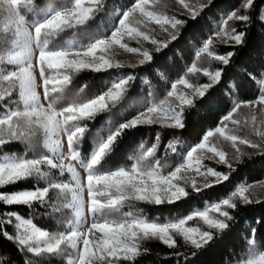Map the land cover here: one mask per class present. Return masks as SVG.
<instances>
[{"label": "snow or ice", "instance_id": "obj_1", "mask_svg": "<svg viewBox=\"0 0 264 264\" xmlns=\"http://www.w3.org/2000/svg\"><path fill=\"white\" fill-rule=\"evenodd\" d=\"M158 0H134V3L123 12L117 28L107 38L98 39L83 48L65 47L54 49L49 47V39L60 31L85 24L94 11L101 6L100 0H91L90 5L85 7L83 0H75L74 6L65 10H58L42 23L32 27L26 23L25 16L21 14L20 7L23 0H0V101L5 97L11 98L18 94L20 106L8 108L0 114V146L11 142H22L26 145L45 146L52 153L51 156L39 155L33 158L20 157L8 162H0V186L16 183L29 177H37L46 180V186L31 190H23L18 193H0V201L5 204H25L31 206L39 202L45 208H51L54 213L65 215L68 212L72 218L68 220L66 229L62 232L49 233L41 230L35 224L21 221L15 213H5L12 223L11 217L20 221L17 225L23 231L15 237L20 245H27L28 251L34 255L45 254L53 257H69V264H121V261L131 260L138 254L139 241L156 239L168 248H175V237L183 238L184 244L190 246L192 257L197 252L207 247L215 238L214 232L202 231L198 227L186 226L188 221L198 217L207 224L209 229L223 232L229 227L228 221L233 217L229 211L223 210L222 205L229 209L238 207L236 198L244 204L260 203L249 198L248 186H241L231 193V197L214 204L211 211L219 213L220 218L209 216V210L196 211L186 218L177 219L175 222H150L142 215H133L131 212H121L125 204L131 201L145 202L152 205L174 204L182 198H186L189 192L181 186V181L187 185L190 181L191 188L200 192L203 188L211 187L197 184L194 178L187 173L194 171L198 175H211L217 181H227L229 176L214 171L211 168L201 172V158L194 153H213L219 158V162L233 169V159L238 160L245 155L238 145H247L251 148L264 149V142H257L248 138H241L228 130V125L239 126L241 121L236 118L242 106L251 107L255 104H264V95L258 100L233 103L231 109L222 117L220 126L214 131L209 130L203 136L201 142L196 144L187 153L182 164L176 166L167 175L160 172L158 159L149 161L154 157L155 149H148L143 155L136 158L130 167H120L116 170L101 172L97 165L103 156L111 150V146L119 137L123 129L133 128L138 125L165 123L174 121V127L182 129L183 106L191 105L193 101L187 96L178 95L179 104L171 110L153 105L147 107L146 112H141L131 121L120 127L108 136L87 163L80 160V152L77 145L82 139L85 128L81 122L90 119L95 114L108 108V101L117 102L124 92L125 85L132 77L121 79L115 83L103 95L97 96L87 102L71 103L67 106H58L65 87L70 83L72 74L82 69H92L99 72L104 69L119 68L120 64H113L106 58V53L114 50L117 46L131 53H139L144 59L141 64L151 61L152 56L146 50L129 47L124 37L144 36L145 33L138 30V25L154 22L165 30L170 26L177 32L184 25L181 19L170 18L158 14L155 3ZM185 8L189 9L193 20L197 16L190 5L180 0ZM31 3V0H29ZM93 5L95 7H93ZM245 8L253 7V0H246ZM241 22H249V15L232 12L228 18ZM259 19L264 20V16ZM225 35L236 46L243 47L246 43V32H226ZM176 39V35H172ZM154 44L156 40L152 41ZM167 47V44L162 45ZM160 48H157L159 51ZM235 51H229L226 55L215 58L228 65L230 58L235 56ZM189 71H196L195 67ZM38 73V77H37ZM205 75L211 81L218 84L221 82L222 72H208ZM250 77L252 73H248ZM180 84L188 85L187 80H180ZM213 85L204 84L195 89L199 97H204L207 90ZM43 88V100L38 89ZM232 87L242 88L239 82ZM169 97L177 95L176 84L172 85ZM2 106V105H0ZM160 117V119H157ZM254 134L264 141V121L257 126V116H251ZM247 123V121H245ZM219 135L225 140L232 142L237 157L229 158L227 154L209 142L210 138ZM66 137V147L64 138ZM171 151L175 150L173 144H169ZM67 161V163H66ZM75 162V163H73ZM79 169H83L86 175L82 176ZM56 169L58 174L52 175ZM69 176L65 180L63 177ZM50 190H56L61 198L60 204H51L46 201ZM62 205V206H61ZM255 232V229L252 230ZM7 239L13 240V236L4 232ZM251 243V242H250ZM247 264H264V254L248 260Z\"/></svg>", "mask_w": 264, "mask_h": 264}, {"label": "trees", "instance_id": "obj_2", "mask_svg": "<svg viewBox=\"0 0 264 264\" xmlns=\"http://www.w3.org/2000/svg\"><path fill=\"white\" fill-rule=\"evenodd\" d=\"M246 0H212L203 7L193 20L192 16L178 14L185 21L176 39L159 51H152L151 61L138 65H122L119 68L104 69L96 72L92 69H82L72 74L70 83L65 87L58 106L71 103L87 102L104 94L121 79L132 80L125 85L120 99L108 108L95 114L90 119L81 122L85 128L82 139L77 145L80 160L87 163L93 153L104 143L108 136L115 132L120 125L134 119L149 105L164 100L172 85L185 75L197 57L204 42L216 31L232 12L249 15V22L234 20L232 27L236 31L246 32V43L243 47L235 44H218L216 53L226 55L235 51L228 65L215 62L222 72L221 82L213 84L204 97H195L193 103L184 107L182 122L184 128L179 129L164 123L144 124L133 128L123 129L119 137L100 160L97 168L101 172L116 170L120 167H130L136 158L148 149H155L154 157L158 159L160 172L167 174L180 164L190 149L202 141L209 130L220 125L222 117L231 109L234 102L241 103L255 100L259 96L258 79L264 71V0H253V7L245 8ZM134 0H100V5L83 25L66 28L49 39V47L58 49L66 44L85 47L91 42L107 35L116 25L121 11L129 8ZM75 0H23L20 7L25 19L35 25L42 23L58 10L74 6ZM248 73H252L250 77ZM239 82L242 88L232 85ZM20 103L18 94L11 98L5 97L0 101V114L8 108H15ZM239 125L237 131L248 139L258 137L248 125ZM175 150L168 148L169 144ZM45 148L26 145L22 142H11L0 146V159L8 156L33 158L44 155ZM206 165L216 171L227 174L229 179L211 187L195 192L187 189L189 195L174 204L152 205L145 202L131 201L121 209V212H131L142 215L150 222H173L186 218L198 210H206L223 199L231 197L238 186L264 180V151L245 154L233 162L230 170L226 164L206 160ZM58 172L52 170L55 176ZM46 186V180L37 177L22 179L16 183L0 186V193H17ZM51 204H60L56 190H50ZM260 203L244 204L236 200L238 207L229 209L233 217L228 221L229 227L223 232L212 230L215 238L196 256L194 251L184 244L182 237H177V246L168 248L161 241L146 239L139 241L138 254L121 264H237L247 258L252 252L264 251V199ZM62 206V205H61ZM5 213H15L25 219L32 220L36 226L49 233L62 232L68 227L67 222L72 218L68 212L65 215L54 213L51 208H45L39 202L31 206L25 204H5L0 201V264H69L70 258L53 257L45 254L39 256L28 251L24 245L18 244L16 219L11 217L8 223ZM255 229V232L252 230ZM7 232L13 240L4 235ZM251 242V243H250Z\"/></svg>", "mask_w": 264, "mask_h": 264}, {"label": "rangeland", "instance_id": "obj_3", "mask_svg": "<svg viewBox=\"0 0 264 264\" xmlns=\"http://www.w3.org/2000/svg\"><path fill=\"white\" fill-rule=\"evenodd\" d=\"M211 1L212 0H184V3L190 5L198 13L203 7L208 5ZM90 2H91V0H83V5L85 7H88L90 5ZM93 7H95V6L93 5ZM155 7L158 10V14L164 15V16H167L170 18L179 19L178 14H180V15L184 14V15L191 16L189 9L185 8L184 4H182L180 2V0H158V2L155 3ZM127 9L128 8H126L120 12V14L118 15V20H117L115 27L107 35H105L101 38H98V39L107 38L111 35V33L117 28L123 12ZM227 18L224 19L222 24L204 42L203 46L199 49L196 59L194 60V62L189 67V69L195 67L196 71L190 72L188 69V71L185 75L181 76L180 78H178L175 81V83H174V84H176L175 92L177 95H174L172 97H169L167 95V97L164 100L160 101L157 104H151L149 106L156 105V106H159L163 109L171 110L172 108H176L177 105L179 104L178 95L183 94L193 101V99L198 96L195 92L196 88L202 87L204 84H209V83H211L212 85L215 84L214 82L211 81V78L209 76L205 75V70H207L208 72L220 71L215 66V62H222V61H219L215 58L216 56H219V54H217L215 51L216 45H218V44H234L233 41L228 39V37L225 35V33L231 32L234 29L232 27V22L235 19L229 20ZM2 19H3V17L0 16V20H2ZM26 23L31 25L32 27L36 26L35 24H33L27 20H26ZM0 27H2V25H0ZM138 30L142 33H145L148 36V39H145L144 36H135L132 38L125 36L123 42H125L129 47L139 48L141 50H146L150 53V55H151L152 51H157L158 47L160 48V50L163 49L164 47L162 45L168 44L169 42H171L173 40L172 35L173 34L177 35L179 32V31L177 32L175 29H172L170 26H168V29L165 30L160 25H157L154 22H148L145 24H140V25H138ZM153 40H156L157 43L154 44L152 42ZM95 41H93L91 43H94ZM65 47H73V48H77V49L83 48V47L74 46V45H72V43L66 44L61 48H65ZM106 58L109 59L113 64L118 63L120 65H138V64H141L140 61L142 59H144L142 57V55H140L139 53H131V52L126 51L125 49L119 48L118 46L114 50L106 53ZM146 61L147 60H145V62ZM37 77H38V73H37ZM38 79H39V77H38ZM180 80H187L188 85L180 84L179 83ZM258 84H259V96L264 95V71L261 74L260 78L258 79ZM3 90H4L3 86H0V92H2ZM38 91L40 92L41 99L43 100V88L41 87L40 89H38ZM172 91H173V89H171L169 92H172ZM259 96L255 100H258ZM246 104H247V102L242 103V105H246ZM18 106H20V103ZM186 106H189V105L185 104L183 106V108ZM146 110H147V108L145 110H143V112H146ZM253 114H255L257 116V126H258L261 123V121H264V104H255V105H252L251 107L242 106L240 112L236 116V118L241 121V124H244L245 121H247L246 124L248 125L249 129L252 132H254V128H253V125L251 122V116ZM157 119H160V117H157ZM164 124L174 125V121H167ZM238 128H239V126H234L231 124L228 125L229 132H231L232 134H235L241 138H247L244 135H241V133H239V131H237ZM212 131H214V129ZM256 141L257 142H264V141H261L260 137H258V139ZM209 142L211 144L215 145L220 150L224 151L230 159L237 157L239 155L236 152L235 147H233L232 142L229 140H225L223 137H220L219 135H215V136L211 137ZM64 143H65V147H66V137L64 138ZM238 147L241 149V152H243L244 154L258 153V152L264 151V149L251 148V147H248L247 145H238ZM44 148H45V154L44 155L51 156L52 153H50V150L47 149L45 146H44ZM194 156H200V158H201V164H202L201 172L202 173L205 172L206 169L211 168V167L206 165V163H205L206 160H213V161L219 162L218 157L214 156L213 153L207 152L206 150H204L203 152L194 153ZM243 156H240L239 159L242 158ZM15 158H20V156H8L6 159H0V162H8V161H11ZM185 158H186V156L184 157L183 161L180 164H182L184 162ZM235 160L236 159H233V162ZM66 163H67V161H66ZM73 163H75V162H73ZM180 164H178V166ZM211 169H213V168H211ZM213 170L216 171L215 169H213ZM78 171L80 172V174L82 176L86 175V173H84L83 169L78 168ZM167 174H165V175H167ZM187 175L190 178H194L196 180L197 184L200 186H203L204 184L215 185V184L223 181V180H221L218 182L217 178L215 176L198 175L194 171H189L187 173ZM69 178L70 177L67 175L65 177H63V179H65V180H67ZM180 183H181V186L185 187L186 191L189 187H191L190 181L187 185H185L183 183V181H181ZM241 186H248L249 187V192L246 193V195H249L250 199H252L254 201H259L261 199H264V180H261V181L255 182V183H251V184H242V185L238 186V188ZM236 200H239V199L236 198ZM211 207L208 208L209 216L213 217V218L223 219V217L219 216V213L211 211ZM222 208H223V210L228 211L227 206L222 205ZM198 211H204V210H198ZM18 217L21 219V221L30 222V223L34 224V222L32 220L25 219L21 216H18ZM173 222H175V221H173ZM18 224H20V221L17 220L16 221L17 235H19L23 231L22 228L17 227ZM186 226L198 227L202 231H204V230L212 231V229H209L207 224H205L204 221L198 217H194V219L192 221H188ZM177 237H175V239ZM24 246L27 248L29 247L27 245H24ZM261 254H264V251L252 252L247 258H245L244 260H242L241 262H239L237 264H247L248 260L254 259L255 257H257Z\"/></svg>", "mask_w": 264, "mask_h": 264}]
</instances>
